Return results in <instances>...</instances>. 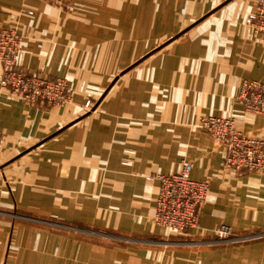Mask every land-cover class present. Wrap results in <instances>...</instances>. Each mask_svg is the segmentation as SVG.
<instances>
[{"label":"crops","instance_id":"0c3cea01","mask_svg":"<svg viewBox=\"0 0 264 264\" xmlns=\"http://www.w3.org/2000/svg\"><path fill=\"white\" fill-rule=\"evenodd\" d=\"M255 3L0 0L18 69L71 93L34 108L0 87V264H264V173L223 167L199 126L233 118L264 137V115L238 100L242 80L264 81V37L245 22ZM184 161L209 189L182 236L153 221L158 182L146 177ZM220 225L253 238L173 243Z\"/></svg>","mask_w":264,"mask_h":264},{"label":"built area","instance_id":"2783aa9c","mask_svg":"<svg viewBox=\"0 0 264 264\" xmlns=\"http://www.w3.org/2000/svg\"><path fill=\"white\" fill-rule=\"evenodd\" d=\"M61 5L65 0H47ZM255 9L246 17V24L253 32L264 37V0H256ZM19 36L15 29L0 28V87L29 107L58 106L71 99L63 79L49 80L36 74H25L16 66ZM238 100L246 111L264 115V81H241ZM89 107V102L85 103ZM214 145L224 149L223 167L236 171L264 173V137H249L237 130L233 118L207 116L199 120ZM192 163L184 161L178 172L147 176L158 182L153 221L177 235H187L197 226L199 209L206 200L209 189L207 180L190 177ZM214 238L194 242V245H220L238 243L250 236H237L230 227L220 225ZM184 244H188L184 242Z\"/></svg>","mask_w":264,"mask_h":264},{"label":"rangeland","instance_id":"374dc122","mask_svg":"<svg viewBox=\"0 0 264 264\" xmlns=\"http://www.w3.org/2000/svg\"><path fill=\"white\" fill-rule=\"evenodd\" d=\"M66 229V228H65ZM91 233H93V232H91ZM95 234H98V233H95ZM115 240H119V239H115L114 238V240L113 241H115ZM203 240V239H202ZM184 242H187L188 244L187 245H189V244H191V245H194L193 243L194 242H198V240H174L173 241V243H176V244H184ZM230 244V243H229Z\"/></svg>","mask_w":264,"mask_h":264}]
</instances>
